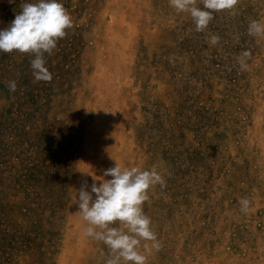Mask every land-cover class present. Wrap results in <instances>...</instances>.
Here are the masks:
<instances>
[{"label": "rangeland", "instance_id": "rangeland-1", "mask_svg": "<svg viewBox=\"0 0 264 264\" xmlns=\"http://www.w3.org/2000/svg\"><path fill=\"white\" fill-rule=\"evenodd\" d=\"M29 2L0 0V29ZM59 2L73 27L45 56L51 82L0 52V264H106L77 190L115 162L164 180L143 205L162 245L147 264H264V36L247 33L264 0L204 32L169 0Z\"/></svg>", "mask_w": 264, "mask_h": 264}, {"label": "clouds", "instance_id": "clouds-1", "mask_svg": "<svg viewBox=\"0 0 264 264\" xmlns=\"http://www.w3.org/2000/svg\"><path fill=\"white\" fill-rule=\"evenodd\" d=\"M202 3L203 8H200L197 0H169L175 10L190 14L197 32L208 28L215 13L234 9L238 0H202ZM21 9L8 27L0 29V52L29 54L34 82H51L53 76L46 67L45 56L53 54L58 41L66 36V30L73 27L72 17L59 0H34L23 3ZM247 33L256 38L264 36V21L252 20ZM219 42L218 35L208 38L210 45ZM251 57L250 51H243L237 57L241 70L247 69V60ZM7 86L10 92L17 90L15 80L9 81ZM101 177L103 179L97 183L92 176L90 186L84 180L77 190V211L87 225L84 236L107 247L106 264H147L145 253L153 249L159 251L162 245L143 205L149 200L150 188L164 185L162 176L156 168L142 170L137 166L122 167L115 162ZM239 203L242 212L249 210L247 198ZM117 223L119 227L114 226Z\"/></svg>", "mask_w": 264, "mask_h": 264}]
</instances>
